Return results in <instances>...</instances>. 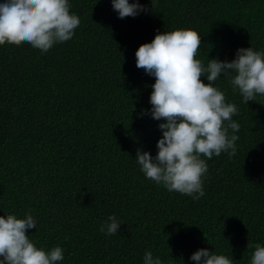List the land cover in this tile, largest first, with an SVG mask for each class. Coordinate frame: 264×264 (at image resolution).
<instances>
[{"label":"trees","instance_id":"1","mask_svg":"<svg viewBox=\"0 0 264 264\" xmlns=\"http://www.w3.org/2000/svg\"><path fill=\"white\" fill-rule=\"evenodd\" d=\"M69 3L80 19L71 40L43 54L0 45V216L30 213V239L61 247L58 264H143L147 251L162 264H195L203 248L251 264L248 243L264 246V96L245 103L223 75L214 83L238 108L237 154L202 157L200 199L169 192L135 159L137 150L155 157L165 122L152 118L155 77L135 53L177 29L198 32L205 64L264 51V0H139L145 10L123 19L111 0ZM113 215L120 230L106 235Z\"/></svg>","mask_w":264,"mask_h":264},{"label":"clouds","instance_id":"2","mask_svg":"<svg viewBox=\"0 0 264 264\" xmlns=\"http://www.w3.org/2000/svg\"><path fill=\"white\" fill-rule=\"evenodd\" d=\"M119 18L135 17L144 11L139 0H111ZM69 0H3L0 2V45L19 46L28 43L41 53L54 45L69 41L80 25L77 15L70 12ZM201 36L191 29L157 33L150 43L137 49L136 67L155 77L150 95L151 115L159 124L162 138L153 157L137 150L136 162L146 178L169 192H178L198 200L205 195L206 162L226 152L237 154L236 142L240 125L233 120L238 108L226 102L225 93L214 86L223 75L243 101L264 96V51L252 47L239 48L232 61L197 59ZM201 77H206L205 84ZM204 157V158H202ZM121 222L109 216L100 227L106 235H115ZM37 227L34 217L8 214L0 216V264H58L64 250L57 246L50 251L38 248L28 230ZM255 248L251 264H264V246ZM195 264H233V259L218 255L207 248L194 252ZM143 264H162L159 257L147 251Z\"/></svg>","mask_w":264,"mask_h":264}]
</instances>
